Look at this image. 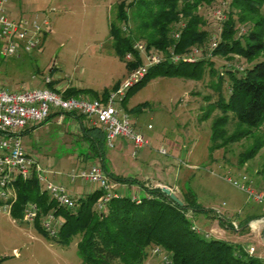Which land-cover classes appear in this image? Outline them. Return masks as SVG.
I'll return each mask as SVG.
<instances>
[{
	"label": "rangeland",
	"instance_id": "374dc122",
	"mask_svg": "<svg viewBox=\"0 0 264 264\" xmlns=\"http://www.w3.org/2000/svg\"><path fill=\"white\" fill-rule=\"evenodd\" d=\"M120 1L11 0L7 5L10 19L34 20L38 17L40 23L48 19L51 25L50 30L41 34L40 48L28 54L22 53L26 61L18 76H8L14 67L11 63L15 58L1 61L0 86L11 91L22 90L17 86L20 80L25 79L23 85L26 89L45 88V79L50 78L54 85L65 90H81L77 96L85 99L94 98V93L101 95L105 91L114 92L132 72L127 61L114 52L109 34V23L115 18L116 4ZM229 1L216 0L211 5L202 6L200 13L204 15L206 27L212 30L211 33L214 32L211 21L216 20L214 5L223 3L222 6H227ZM238 28V36L246 34L245 30L248 29L241 25ZM210 43L208 41L207 45ZM205 52V58L214 63V74L210 73L211 66L208 65L203 77L197 80L159 76L135 89L126 103L116 104L130 115L132 122L142 128L149 143L134 157L132 144L131 148L129 141L124 139L125 148L118 156L121 151L118 143L123 139L120 138L116 140L114 148L107 150L108 157L104 161L107 169L112 168L124 175L134 173L140 180L147 174L156 180L168 177L174 183L171 189L178 197L190 189L200 204L214 206L217 212H221L235 204H257L247 193L228 182L227 178L241 180L242 175H248L254 188L264 193V179L259 174L264 164V148L253 160L243 165L240 162L241 155L252 140L244 139L224 149L211 148V125L221 111L215 109L210 118L205 120H201V116L210 104L218 100L219 90L228 97L231 90L226 74L229 65L245 70L251 64L239 56L213 57L208 50ZM139 65L140 62L133 69ZM218 75L224 77L221 89L217 85ZM54 122L52 119L51 123ZM233 126L230 125L229 129L232 130ZM51 130L41 133L38 138L26 136L22 140L25 151L37 160L43 174L55 184L64 186L67 191L71 189L74 193L72 196L77 191H88L98 186L80 178L72 181V176L85 168L77 156L74 158L72 148L79 152L88 150L82 140H76L82 143L79 146L75 142L77 137H73V144L69 148L58 137V132L53 128ZM163 150L166 154H162ZM83 156L93 158V154L88 152ZM97 163L101 165V162ZM165 165H170L168 171H162ZM117 190L123 192L120 185H117ZM5 206L0 199V264H80L76 241L69 247H62L47 239L35 221L28 223L15 218L10 208ZM44 216L40 218V223ZM205 222L204 217L194 221L203 235L212 232L203 225ZM244 240L253 246L255 255L264 259L262 239L251 234ZM144 264H165L164 257L152 253Z\"/></svg>",
	"mask_w": 264,
	"mask_h": 264
},
{
	"label": "trees",
	"instance_id": "16d2710c",
	"mask_svg": "<svg viewBox=\"0 0 264 264\" xmlns=\"http://www.w3.org/2000/svg\"><path fill=\"white\" fill-rule=\"evenodd\" d=\"M215 1L121 0L116 4L115 18L109 23V34L114 52L122 59L126 60L125 56L133 53L135 60L127 61L130 70L142 62L133 50L138 41L145 44L148 52L152 49L164 57L148 69L141 81L127 90L123 103L135 89L159 76L197 80L203 77L208 65L211 66L210 73L214 74V63L205 58L206 50L213 57L235 55L250 63L251 66L245 70L229 65L226 72L231 86L228 97L218 89V100L210 104L201 116V120H205L215 109L221 111L211 125L212 149H224L244 139L252 140L241 155L243 165L264 148V0H230L227 6L224 3L226 18L211 21L214 26L211 33L200 10ZM220 4L213 8H219L223 3ZM240 25L248 28L243 36H238ZM214 36L218 40L212 49ZM208 41L210 45H207ZM194 50H200L194 61L174 63L171 60L173 54L190 55ZM223 83L224 77L218 75L220 89ZM47 86L57 91L53 82ZM80 92L68 88L62 94L69 98ZM107 94V91L101 95L94 93V99H103ZM69 114L78 117L85 125L82 141L90 150H84L93 154L92 159L98 156L103 159L108 148L102 128L85 124L86 119L80 114ZM230 125H234L232 130ZM102 167L117 184L142 187L144 192L139 200L134 201L131 194H125L112 199L107 210L99 212L96 204L103 191L98 187L79 198L75 208L68 209L50 199L42 191L38 179L32 176L15 182L17 200L11 214L23 219L27 204L36 203L41 209L35 221L39 231L62 247H69L76 241L77 253L84 264H144L155 248L165 254V264H264L263 260L240 245L196 232L192 217L197 214L218 218L222 226L235 228L216 210L203 207L190 189L185 190L183 198L179 197L183 202L180 206L161 187H147L137 178L115 175L103 162ZM259 174L264 179V164ZM50 211L63 219L55 239L46 234L40 223V218Z\"/></svg>",
	"mask_w": 264,
	"mask_h": 264
},
{
	"label": "built area",
	"instance_id": "2783aa9c",
	"mask_svg": "<svg viewBox=\"0 0 264 264\" xmlns=\"http://www.w3.org/2000/svg\"><path fill=\"white\" fill-rule=\"evenodd\" d=\"M9 0H0V59L19 58L22 53L29 52L41 47V34L50 30V21L45 19L40 23L39 18L34 20H12L7 12ZM216 20L222 21L225 17V6L214 10ZM176 38L179 35L175 36ZM217 38L214 36L211 48L217 46ZM133 50L141 57V64L132 69L130 77L114 92L108 93L103 99H84L78 96L65 98L63 92L55 91L46 86L45 88L7 90L0 86V199L5 208L12 207L17 200L15 182L18 179H28L35 176L42 191H45L58 206L68 209L75 208L77 200L73 199L67 189L50 181L39 167L38 162L27 154L23 146L22 132L28 126L44 123L53 112L60 114L74 113L84 116L87 124L100 127L105 133V142L108 149L116 145V140L127 139L133 146V156L148 146V140L142 131L137 130L131 121L130 115L117 107L126 97L127 90L141 81L147 74L148 69L160 63L164 57L154 50L149 52L143 44L138 41ZM200 50L193 51L190 55L173 54L171 60L174 63L183 61H194ZM126 61L135 60L133 53L125 56ZM145 63H144V62ZM46 84L51 83L50 78L45 79ZM151 128V125L148 126ZM162 154H166L163 150ZM80 178L91 184H96L103 191L96 208L99 212L107 210L108 203L126 193L117 190V183L113 181L102 165L94 163L88 168L82 169L78 174L72 176V180ZM233 186L248 194L255 203L264 207V193L256 190L253 181L248 175H242L241 180L227 178ZM164 187V186H161ZM171 189V188H170ZM172 190V189H171ZM173 192V190H172ZM133 200H139V196H132ZM41 209L34 202L27 204L23 221L28 223L36 221ZM63 225V219L53 211L48 212L42 220L41 226L50 238H57L59 230ZM264 226V218L253 222L251 228L256 230ZM238 228L236 224L233 225ZM197 233L203 234L200 229L194 227ZM209 237L208 235H205ZM153 254L166 256L159 248L153 250Z\"/></svg>",
	"mask_w": 264,
	"mask_h": 264
},
{
	"label": "crops",
	"instance_id": "0c3cea01",
	"mask_svg": "<svg viewBox=\"0 0 264 264\" xmlns=\"http://www.w3.org/2000/svg\"><path fill=\"white\" fill-rule=\"evenodd\" d=\"M10 2H11V0L8 2V4ZM11 3H12V5H14L13 1ZM9 17H10V15H9ZM25 61H26V56L25 55L24 56L21 55V57L15 58V60H13V63H11V64H14L13 69L11 68L12 72H11V69H8V72H11V74H9L8 76H10L12 74H13V78L18 76L19 71L21 70L22 66L25 64ZM24 80L25 79L20 80L19 81L20 85L17 86L18 88L20 87L22 90L26 89V87L23 85ZM52 82L53 81L51 80V83ZM3 83H6L5 80H3ZM54 87L57 89V91H60V92L65 91V88H61L59 85H54ZM89 99H91V98H89ZM92 99H94V98H92ZM51 115H53V117L51 119H49V121H47V122L45 121L44 123L39 124V125H35V126H32V125L28 126L21 134L22 140L26 136H30V137L32 136V137H37L38 138V136H41V133H43V132H48V133L51 132L52 131L51 128L55 129L58 132V137L61 140H63L65 142V144L67 146H69V148L73 144V137H77V139H75V142H76V140H82V136H83L82 128L85 125L81 122V120L78 117H76L73 114H69V113L60 114L59 112H53ZM52 119L55 120L54 123H51ZM85 124H87L86 121H85ZM133 124H134V127L137 130L142 131V128L139 127V125L137 123L133 122ZM145 136H146V138L148 140L147 135H145ZM128 143L130 144V147H131V143L130 142H128ZM77 144H79V146L82 145V143H80V142H78V143L76 142V145ZM84 144L89 149V146L86 143H84ZM118 144H120V146H121L120 147L121 151L118 153V156H119V155H121L123 153L122 152L123 148H125L124 139L120 140V142ZM23 146H24V144H23ZM72 148H73L74 158H75V156H77V158H78L77 160L81 161L82 165H84L85 168H88L92 164L97 163V162H101V165H102V162H103L105 167H106V164H105L104 160H105V158L108 157L107 156L108 155L107 152L104 155L103 159H102L101 156H98L96 159H92L90 156L89 157H85V156L82 155V154H86L85 150H83V152H79V150L74 149L73 146H72ZM143 150L144 149H142V151ZM132 152H133V148H132ZM109 164H111V162ZM169 166L170 165H165V167L162 169V171H168L169 170ZM107 170L109 172L115 174V175H119V176H123V177L137 178V177H135V175H133L134 173H128V174L124 175L123 172L116 173L114 171V169H112V168H111V170H109V169H107ZM138 180H140V179H138ZM148 180H150V182ZM140 181L145 183V186H147V187L148 186H152V187H154V186L155 187H157V186H164L165 187L166 186V187L172 188V184H174L171 180L168 179V177H163L160 180H156L155 178H152L148 174L145 175L144 178L141 179ZM118 185L121 186L122 191L124 193L131 194L132 196H141V194L144 192L142 187H140L139 185H131V186L122 185V184H118ZM97 188H98V186L94 187L93 189H89L88 191H86V189L77 191L75 196H72V195H74V193H72L71 189H69L68 191H69V195L73 199L78 200L79 198L87 196L88 194H90L91 192L96 190ZM202 206L205 207V208L214 209V206H211V207H208V206L206 207L204 205H202ZM218 212L230 224H232V225L236 224L238 226V228L234 227L235 229H233L231 227L222 226L218 218H210V217L205 216L204 214L195 215L194 217H192V221L194 223V221L198 220L200 217H204V220L206 221L205 222L206 224H203V225L205 227H208L209 230H212L211 233H209L210 231H208V233H206V235H208L209 237H214V238H217V239L226 240V241H229L231 243L240 245L248 253H250V254H252V255H254V256H256V257H258V258H260L261 260L264 261L263 258L255 255L253 253V246L251 244H249V243H246L245 242L246 240H244L249 235L253 234L254 236L258 237V239H262L264 241V226L261 225L256 230L251 228V224L253 222L259 220L260 218H264V207L262 205H258V204H254V203L253 204L248 203L247 205H244V206L239 205V204H235V206L231 207L230 209H225V211H221V212L218 211ZM244 225H245V228H244ZM229 231L234 232L235 235H230ZM77 255H78V253H77ZM79 261H81L80 264H84L82 259L79 260Z\"/></svg>",
	"mask_w": 264,
	"mask_h": 264
},
{
	"label": "water",
	"instance_id": "95a60500",
	"mask_svg": "<svg viewBox=\"0 0 264 264\" xmlns=\"http://www.w3.org/2000/svg\"><path fill=\"white\" fill-rule=\"evenodd\" d=\"M163 192L169 196V198L174 201L175 203H177L180 206H183V202L179 199V197L172 192V190L169 187H162Z\"/></svg>",
	"mask_w": 264,
	"mask_h": 264
}]
</instances>
